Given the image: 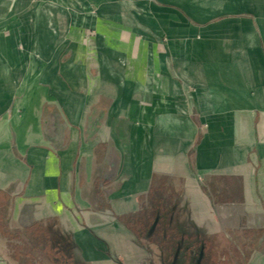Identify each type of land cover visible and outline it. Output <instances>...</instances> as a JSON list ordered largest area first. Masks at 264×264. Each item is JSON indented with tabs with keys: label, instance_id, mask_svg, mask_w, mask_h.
Instances as JSON below:
<instances>
[{
	"label": "crops",
	"instance_id": "0c3cea01",
	"mask_svg": "<svg viewBox=\"0 0 264 264\" xmlns=\"http://www.w3.org/2000/svg\"><path fill=\"white\" fill-rule=\"evenodd\" d=\"M151 1L168 20L162 34L149 41L120 24L105 33L106 44L95 45L98 33L84 32L86 56L76 58L71 52L68 63L56 60L50 66L52 55L61 58L64 53L58 39L77 34L80 41L87 31H78L82 22L88 19L95 27L102 19L121 22V15L112 17L111 12L80 16L78 6H111L118 0H0V119L8 121L0 128V207L7 208L1 214L13 208L18 217L14 226L1 217L0 248L25 244L18 241L23 238L19 230L26 232L27 245H41L38 241L49 236L44 224L63 225L58 215L78 214L79 205H69L74 195L63 172L73 164L81 139L79 124L73 121L80 100L88 111L97 101L109 103L108 110L118 118L114 128L120 149L126 144L122 134L128 132L120 123L129 103L135 104L136 119L167 118L162 125L153 120L146 130L136 121V137L149 131L155 144L149 173L161 161L182 165L185 181L196 186L185 196L193 213L201 215L195 217L201 225L206 218L212 230L220 229L219 220L225 229L243 224L264 229V0ZM31 22L45 24L17 34V26L28 28ZM32 37L35 46L16 40ZM48 37L56 39L49 46L39 41ZM17 53L24 55V64L29 62L20 77L15 72ZM17 86H23V93H17ZM114 86L119 92L107 94ZM88 125L95 132V125ZM161 150L168 151V158L160 157ZM110 153L117 158L118 171L122 158ZM214 197L238 200L218 203L211 201ZM37 229L45 233L31 234ZM13 230L18 238L11 239L9 233L4 238L5 231ZM2 252L10 259V249Z\"/></svg>",
	"mask_w": 264,
	"mask_h": 264
},
{
	"label": "rangeland",
	"instance_id": "374dc122",
	"mask_svg": "<svg viewBox=\"0 0 264 264\" xmlns=\"http://www.w3.org/2000/svg\"><path fill=\"white\" fill-rule=\"evenodd\" d=\"M97 1H103V0H96ZM151 0H118V2H116V5H111V6H102V5H98V3L94 6H78L77 7V11H78V15L80 16H84L87 15L86 13L91 12L92 14L95 12L97 13H110V15H112V17L117 15H121V22H113L110 21V19H102V20H98L96 21V27L94 26L95 24L93 22H90L88 19L85 22H82V25L77 26L79 28L78 31H81L82 28H84V30L87 31H82V34L85 33H91L93 34L94 32L98 33L97 34V40L96 42H98V44L95 45H100L101 44H106V40H105V33L108 31H112L114 32L115 30L119 29L120 24L121 26H123L128 32L130 33H135V34H139L141 36V38L145 39V40H149L151 41L152 39H154V37H152L153 35H159V33H163L164 30H167V26L168 24V20L166 19V17H164V19H162L160 17V15H164L162 13V9H158L155 10V7L152 6L151 4ZM24 7H22L21 9L23 10ZM26 8V7H25ZM24 8V9H25ZM49 8V7H48ZM158 8V7H156ZM70 9V8H69ZM66 10V9H65ZM106 14V15H107ZM109 15V14H108ZM112 19V18H111ZM113 20V19H112ZM89 21V22H88ZM45 24L44 22H38V23H34L31 22L29 23L30 27H26L23 26V24L21 25V28L18 29L19 26H17V34H23L26 35L25 33L28 32L30 33V31H34L36 28L35 26H38L39 24ZM17 24V23H16ZM15 24V25H16ZM67 23L64 24V26ZM90 24V25H88ZM48 27L47 29L49 30L48 33H51V23L48 22ZM38 28V27H37ZM64 27H62L63 29ZM25 29V31H24ZM47 31V30H46ZM76 32V31H75ZM33 33V32H32ZM78 33V32H77ZM33 35V34H32ZM22 36V38H23ZM81 36V35H80ZM79 36L76 34L75 36L73 35L72 37H64L62 40H59V47H64V53L62 54L61 58H57L54 55H52L54 58H52L50 61V66H56V60H62L63 62H69V60H71V52L74 53L73 57H80V59H82V57L84 58L86 56L87 53V47H85L86 45H89L88 43V38H84L85 35H82V38L80 39V41L77 39ZM22 38H17V42L21 41L23 43V40H28V41H33V46H35L36 39H34L32 37V39H22ZM55 38L54 37H48L46 39L41 38L39 39V41L45 42L47 46L50 45V43H54L55 42ZM80 42L79 47L77 46V43ZM32 44V43H31ZM91 50H93L92 48H90ZM70 58V59H69ZM15 61H16V77H20V75L23 74L22 72V67L29 66V62L26 61V63L24 64V55L22 53H17L15 55ZM32 61V60H31ZM34 62V61H33ZM32 62V63H33ZM102 62V60H101ZM103 67V65H101ZM32 67H34V64H32ZM17 93H23L22 89L23 86H17ZM107 94H115L117 92H119V87L118 86H114L112 88H109L107 91ZM93 103V102H92ZM91 104V103H90ZM89 104V105H90ZM81 105V106H80ZM95 109L89 110L88 108H85L86 106L88 107V104H83V101H79V111H74V114L77 115V117H75V119H73V121H76L79 125L80 131H81V139L80 142L78 144V148L76 149V155L74 157L75 160H73V164H69L68 167L66 168V170L63 172V178L65 180V182L68 184L70 183L71 188H72V194L74 195V198H69L68 200L70 201L69 205L73 206V209H76V206L79 205V209H78V214H74L71 213L66 215V214H62V215H58V216H62L63 220L61 219V221H63V225L65 226V224H69V220L73 221L74 224L76 225L77 228L81 227V226H85L86 228L89 227L91 228V231L93 233H97L95 238V242H97L99 238L104 237L105 235H107L106 231L103 232V230H106L107 227H110V229H112V233H110V236L112 237L113 241H118V242H122L123 245H121L122 250H116L113 251L112 250V255L119 256L122 253H126L124 252V249L126 248L127 254L132 253L134 255L138 254L141 255V251L137 250V247L132 244V242L129 239V233L130 231H125V229H117L120 228L122 226H120V223L118 222L117 219V215L115 214V211H120V208L125 207V209L127 208L128 211H131L130 209H134L137 204L140 201V197H142V191L147 190L148 188L147 186V179L149 178L150 175L148 174H153L154 176L157 175V171L159 172L158 175L161 176L160 181L158 182L157 187H151V190H154L155 188H157L158 190H163V192H173L175 194H181L183 192L184 193H189V189L192 188H196V186H193L194 184L191 182H186L184 179V167L182 165L178 166H174V165H169L168 161H161L160 165L154 167L156 168L155 170L153 169V171L151 173H149V169L150 166L149 164H151V156L152 153L154 154V147L155 144L153 142L152 139V135L150 134V132L148 131L146 134H138L140 135V137H136L137 135L135 134V125H136V121L139 120L138 122L141 124H144V129H149V125L152 124V121L156 120V125H158V123H160V125H162L164 122H167V118H150L149 115H145L143 118L141 117L140 119H136L135 114L137 113L135 110V104L133 103H129V107L127 110V117L126 119L121 118V125H122V130L124 129V127H126L125 125H127V133L122 134V137L124 138V141L126 142L125 144V149L122 148L120 149L119 144V134L115 133V126L117 125V119H114L112 115H114V111L111 110V108L108 107L109 103H106L105 101L101 100L100 102L97 101V103L95 102ZM92 111V112H91ZM126 111V110H125ZM99 112V113H98ZM101 112V113H100ZM100 114L99 118H96L95 115L96 114ZM90 124L91 125H95V132L94 130L90 131L91 128L88 127ZM8 125V121L5 118H1L0 119V128L1 131H3V129H5ZM148 125V126H147ZM76 127H78L77 125H74ZM86 127L87 131H84ZM92 127V126H91ZM111 127H113V129H111ZM93 129V128H92ZM90 131V132H89ZM140 131V130H139ZM1 135V134H0ZM65 135V134H64ZM66 136V135H65ZM71 139V138H70ZM137 139V140H136ZM165 145L168 144L167 140H165ZM115 145V146H114ZM157 145V144H156ZM116 147V148H115ZM116 152L120 158H122V161L120 162V166L118 168L117 171V176L118 177H123L124 174H126L125 172L123 173V169L124 167L127 168L129 171L128 173V179L126 180V183L122 184V192L119 189L118 191H114L110 193V197H109V201L111 203V207H112V213L110 214H106V212L104 211H99V208L96 206V210L95 212L99 215L100 218L105 219V221L100 222V221H96V222H91L90 219H88V214L87 211H89V209H92V200L93 198H87L85 197V195H87L91 189H94L95 185H97V182L99 180V178L102 175V171L103 169L106 167V158L107 155L110 152ZM157 151V150H155ZM162 151V150H161ZM160 151V152H161ZM158 152V151H157ZM161 158L165 157L168 158V151L164 150L161 152L160 154ZM136 157L139 158V161L136 160ZM124 160V161H123ZM124 162H126L128 165L126 166V163L124 164ZM137 162H141L139 164V166H137ZM122 163V165H121ZM158 169V170H157ZM44 170L42 169L41 172H43ZM165 174V176L163 175ZM137 176V177H136ZM163 177V178H162ZM167 177V178H166ZM137 178V180H136ZM96 180V181H95ZM65 183V184H66ZM109 184V182L105 183V186H107ZM70 185H67L68 188H70ZM137 186V187H136ZM109 187V186H107ZM138 187H140V195H132V193L135 191V189H138ZM147 188V189H146ZM71 190V189H70ZM176 190V191H175ZM92 191V190H91ZM149 191V190H148ZM187 191V192H185ZM93 195V194H92ZM189 198V197H188ZM226 199V198H225ZM223 197H214L211 201L214 202H218L220 203L221 201L225 200ZM68 200L66 199L65 205L67 204ZM187 200V198H186ZM228 201H233V200H238V199H226ZM210 201V199H209ZM120 207V208H119ZM16 209H18V207H16ZM20 209V208H19ZM122 209V210H123ZM247 209V208H246ZM249 209V208H248ZM12 210V211H11ZM80 210V211H79ZM7 211V208L5 209V207L1 206L0 207V219L2 217V219H9V221L11 222V225L14 226L15 224H17L16 220H18L17 217V213H14L15 210L12 208H10V213L9 214H5L7 212H5L4 214H1V212ZM20 211V210H19ZM18 211V212H19ZM69 211H71L69 209ZM94 211V210H91ZM206 215L211 219L210 221L214 222V215L213 213H211L210 208L206 207ZM242 211L243 210L242 208ZM117 213V212H116ZM246 216V215H245ZM248 216V215H247ZM246 216V217H247ZM50 218H53L52 220H55L54 218H57L56 216H50ZM206 219V218H205ZM205 224H207V220H205ZM248 219V217H247ZM54 223H56L55 221H53ZM61 223L60 221L58 222ZM209 223V222H208ZM4 224V223H3ZM71 224V223H70ZM212 224V223H211ZM214 224V223H213ZM232 225V224H231ZM117 229V230H116ZM120 230V231H119ZM130 230V229H129ZM231 227L230 229H227V234L231 235ZM236 230V229H235ZM20 231L23 230H19L16 231L17 233H21ZM43 230L41 229H37L34 232H32L31 234H36V233H43ZM114 231V232H113ZM125 231V232H124ZM237 231V230H236ZM262 231H264V229H254L251 230L250 232H248L247 238L248 239H252V241L250 243H252V245H245L243 246L242 244H240V248L242 249V251L245 253V257L246 260L243 259L242 256H240L238 254L237 250H234L232 253L234 254V256L236 257V259L240 260V264H264V260L258 259L259 257L264 259V241H259V237L262 235ZM16 232L13 231H5L4 238H8V233L11 234V239H16L19 236L16 234ZM91 232V233H92ZM45 233V232H44ZM43 233V234H44ZM88 236V233L86 234L85 231H76L75 230V237L77 242H79L81 244L82 247V251L84 254H87L88 256L95 257L97 256V254L100 252L101 256H103V252L101 247L99 248V241L97 246L95 247L97 249V252L92 255V252H90L91 248L93 245H91V241L92 238H94V236L92 237V235ZM127 234V237H126ZM17 235V236H16ZM16 238H13L15 237ZM109 236V235H108ZM21 237V236H20ZM223 235L221 232H219V238L221 239V241L223 240ZM243 237V236H242ZM43 238V236H42ZM44 241H38L39 243H43V246L40 247V245H27L28 243L26 242V240L23 241V243L25 244H21L20 246L15 247V245L11 244L9 246H5L4 248H0V264H30L33 260V258L36 255H42L44 259H46V264H57V262L55 263L54 261H51L53 259L54 256L57 255V253H55V251L50 248V246L47 244L48 239L46 237L43 238ZM117 239V240H114ZM19 240V239H18ZM258 241L260 244H258ZM116 246H113L112 249L116 248ZM5 249H10L11 251V257L10 259H8L7 255L5 253H3L2 251H4ZM119 249V247L117 248ZM78 251V250H77ZM79 252V251H78ZM134 252V253H133ZM138 252V253H137ZM81 253V252H80ZM250 253H254L253 256L251 257H256V261H249L248 255ZM126 254V255H127ZM257 254V256H256ZM118 257V258H119ZM129 257V256H127ZM97 258V257H96ZM121 258L123 259V256H121ZM70 263V262H69ZM114 263V262H113ZM35 264V263H34ZM37 264H42V263H37ZM115 264V263H114Z\"/></svg>",
	"mask_w": 264,
	"mask_h": 264
},
{
	"label": "flooded vegetation",
	"instance_id": "af4514ba",
	"mask_svg": "<svg viewBox=\"0 0 264 264\" xmlns=\"http://www.w3.org/2000/svg\"><path fill=\"white\" fill-rule=\"evenodd\" d=\"M109 154L106 158L107 165L103 169L97 185L94 189H91L92 191L90 190L88 196H85L93 198L92 209L90 208L87 211L88 219L91 222L105 221L95 212L96 206L99 211H104L106 214L112 213L113 209L109 201L110 193L119 192V189L122 190V184L126 183L128 179V171L125 167L123 173L126 174L123 177L117 176V158L114 153ZM158 174L155 176L152 173L150 174L146 186L149 188L142 191L144 193L141 194L142 197H140V201L134 209L128 211L125 207L124 209L119 207L120 211H115L118 222L122 226L117 229L122 228L125 231H130L129 239L137 247V250L141 251V255L134 252V255L132 253L127 254L128 251L125 248L124 252L126 253H121L120 257H114L112 250H122L121 245L123 243L114 242L110 236L112 229L107 227L106 230H103V232H107V235L102 238L98 237L100 242L98 247H101L103 256L100 257L101 253L99 252L97 256L91 258L83 253L81 244L77 242L75 237V230L85 231L89 236L92 232L91 228L81 226L78 229L75 226L77 229H74L70 228L68 223L65 226H57L52 222L49 225L44 224L45 232L49 235L48 245L57 253L51 261L57 262V264H240V260L236 259L232 253L234 250H237L238 254L246 260V255L239 246L240 244L243 246L252 245L250 243L252 239H248L247 235L248 232L254 229L248 228L247 224H243L238 225L236 231L230 226L231 235H229L220 220L218 222L220 229L218 230H212L206 224L197 223L195 217L200 219L201 215L193 213V209L189 206L190 199L185 196V193L175 194L172 191L164 193L163 190L157 188L151 190V187H157L161 179ZM163 175L165 176V174ZM106 182H109L110 185L104 188ZM140 190V188L135 189L132 195L141 196ZM20 232V234H23V238L18 240L21 244L27 235L26 232ZM219 232L223 235L222 241L219 238ZM96 234L91 233L92 237L94 236L93 241L90 242L93 245L90 250L92 255L97 252L95 248L98 244V241L95 242ZM259 241H264V231H262ZM259 241L258 244H260ZM116 245L117 247L112 249ZM42 246L43 244L40 245V247ZM118 247L119 249H117ZM253 254L248 255L250 262L253 261L254 257H251ZM35 256L36 258L34 257L30 264H46V259L42 255L35 254ZM121 256H123V259Z\"/></svg>",
	"mask_w": 264,
	"mask_h": 264
}]
</instances>
